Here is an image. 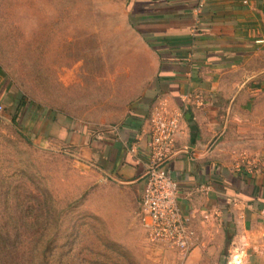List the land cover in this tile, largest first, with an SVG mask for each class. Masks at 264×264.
<instances>
[{
  "label": "rangeland",
  "instance_id": "374dc122",
  "mask_svg": "<svg viewBox=\"0 0 264 264\" xmlns=\"http://www.w3.org/2000/svg\"><path fill=\"white\" fill-rule=\"evenodd\" d=\"M131 2L0 0V237L18 264L185 263L93 157L144 82Z\"/></svg>",
  "mask_w": 264,
  "mask_h": 264
},
{
  "label": "crops",
  "instance_id": "0c3cea01",
  "mask_svg": "<svg viewBox=\"0 0 264 264\" xmlns=\"http://www.w3.org/2000/svg\"><path fill=\"white\" fill-rule=\"evenodd\" d=\"M131 3L144 82L119 125L92 140L98 167L140 199L152 107H185L167 165L196 233L183 264H226L236 245L245 264H264V0Z\"/></svg>",
  "mask_w": 264,
  "mask_h": 264
},
{
  "label": "built area",
  "instance_id": "2783aa9c",
  "mask_svg": "<svg viewBox=\"0 0 264 264\" xmlns=\"http://www.w3.org/2000/svg\"><path fill=\"white\" fill-rule=\"evenodd\" d=\"M184 108L170 107L165 100H160L147 118L148 161L138 219L150 242L168 244L182 257H187L195 244L196 233L190 218L181 211L178 184L167 166L177 153L176 142L183 133ZM247 259L246 245H236L229 252L226 264H245Z\"/></svg>",
  "mask_w": 264,
  "mask_h": 264
},
{
  "label": "trees",
  "instance_id": "16d2710c",
  "mask_svg": "<svg viewBox=\"0 0 264 264\" xmlns=\"http://www.w3.org/2000/svg\"><path fill=\"white\" fill-rule=\"evenodd\" d=\"M134 4L131 3V9H133ZM134 24V22H133ZM16 102L18 103V108L21 110L23 107L26 108V103L24 102V99L22 96L18 97ZM16 119L13 118L12 123L16 124ZM16 243L13 240H10L9 237H0V264H18L9 254V248L12 246H15ZM40 258L41 261H38L37 263L33 264H46L45 263V255L41 254Z\"/></svg>",
  "mask_w": 264,
  "mask_h": 264
}]
</instances>
